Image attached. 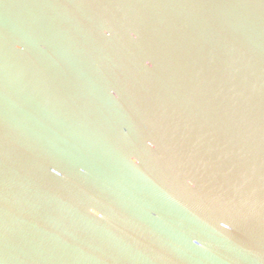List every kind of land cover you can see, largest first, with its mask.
Segmentation results:
<instances>
[{"label": "water", "instance_id": "1", "mask_svg": "<svg viewBox=\"0 0 264 264\" xmlns=\"http://www.w3.org/2000/svg\"><path fill=\"white\" fill-rule=\"evenodd\" d=\"M0 264H264V0H0Z\"/></svg>", "mask_w": 264, "mask_h": 264}, {"label": "snow or ice", "instance_id": "2", "mask_svg": "<svg viewBox=\"0 0 264 264\" xmlns=\"http://www.w3.org/2000/svg\"><path fill=\"white\" fill-rule=\"evenodd\" d=\"M193 187H195V186H193ZM201 247H203V245H201Z\"/></svg>", "mask_w": 264, "mask_h": 264}]
</instances>
